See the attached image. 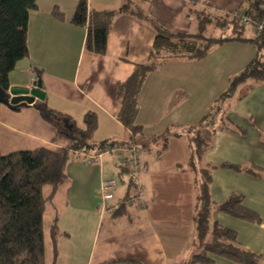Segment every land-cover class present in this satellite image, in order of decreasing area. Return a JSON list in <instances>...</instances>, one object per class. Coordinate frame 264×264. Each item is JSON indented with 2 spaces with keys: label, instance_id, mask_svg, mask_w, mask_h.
Here are the masks:
<instances>
[{
  "label": "crops",
  "instance_id": "1",
  "mask_svg": "<svg viewBox=\"0 0 264 264\" xmlns=\"http://www.w3.org/2000/svg\"><path fill=\"white\" fill-rule=\"evenodd\" d=\"M134 3L170 30L194 32L193 13L204 10L222 17L236 11L240 0H134ZM36 4L28 13L27 54L8 73L9 86L30 87L39 77L45 93L42 105L46 109L69 116L78 128L84 127V113L94 111L97 127L92 138L96 142L128 138L129 131L116 117L115 92L134 65L148 57L154 30L130 13L120 11L122 0H87L88 10L116 11L107 33L106 49L104 53H95L85 46L86 26L70 21L77 0H36ZM54 7L61 17L53 15ZM219 29L222 34L229 31L228 27ZM246 34L253 35L252 29L247 28ZM255 55L252 44L232 40L214 46L202 59H172L149 72L138 94L135 118L146 140L140 148L143 170L136 178L144 208L128 201L122 213L105 210V206L118 203L125 196H134V183L120 170L114 154H102L88 163L84 155L87 151L71 152L66 177L44 209L45 212L47 206L52 208L47 236L44 232L46 263L182 264L187 260L195 251L191 238L196 187L193 173L184 166L177 167L188 159L187 144L183 137H170L167 147L158 153L157 144L150 138L168 126L198 122L229 80ZM35 102L41 103L37 99ZM227 115L243 132L216 131L201 162L214 165L229 162L249 167L252 172L214 168L210 197L218 203L232 193L241 194L244 206L256 211L260 222L216 209L211 210L210 217L233 229L241 246L258 253V264H264V79L239 84L229 101ZM68 126L63 118L44 117L33 105L14 110L0 103V152L39 147L60 151L68 145V139L58 136L56 127ZM106 178L116 179V184L111 191L113 197L102 203L97 190L100 181ZM48 192L49 187L44 194ZM54 217L60 231L55 259L49 235ZM212 258L215 264H239L220 256Z\"/></svg>",
  "mask_w": 264,
  "mask_h": 264
},
{
  "label": "trees",
  "instance_id": "2",
  "mask_svg": "<svg viewBox=\"0 0 264 264\" xmlns=\"http://www.w3.org/2000/svg\"><path fill=\"white\" fill-rule=\"evenodd\" d=\"M36 7V0H0L2 90L8 89V73L16 62L27 54L28 13ZM120 11L130 13L154 30L152 49L148 57L134 65L131 74L118 84L115 92L118 103L116 117L130 134L123 140L105 139L96 142L92 138L97 127L94 111L84 113V127L78 128L69 116L44 107L49 119L50 116H57L69 124L64 128L56 127V134L68 139V145L60 151L39 147L7 154L0 152V264H47L44 253L43 213L56 188L66 177V164L71 152H91L115 144H134L140 148L145 146L146 140L135 118L138 111V94L149 72L172 59H202L214 46L232 40L252 44L256 49L255 57L229 80L226 89L212 101L208 111L198 122L189 126H168L158 135L151 137L150 141L157 144L158 153L167 147L170 137H183L187 144L188 159L177 167L184 166L194 175L196 191L192 214L194 233L191 241L195 243V251L182 264H215L213 255L239 264H258V253L244 249L233 229L210 217L211 210L216 209L243 220L260 222L258 213L244 206L241 194L232 193L224 201L216 203L211 200L209 193L211 171L214 168L244 172H252V169L229 162L219 165L203 164L201 156L210 148L216 131L234 130L241 133L244 130L228 117L227 109L239 84L247 80L259 82L264 79V0H240L236 11L222 17L211 15L204 10L196 11L193 13L196 19L194 32L168 29L146 14L134 0H122ZM52 13L62 16L57 7H54ZM242 13L250 18L251 25H262L255 34H246L247 28L251 26L241 24ZM115 14L114 10H88L87 0H77L70 21L75 25L86 26L85 46L89 51L104 53L107 33ZM212 22L218 28L228 27L229 31L218 36L207 34L208 25ZM250 87L251 85H248V88ZM38 104L42 105L43 101ZM131 181L132 178L130 183ZM44 186L49 187L47 194L43 193ZM129 199L125 196L118 203H114L116 209L113 214L122 213L129 204ZM59 233L57 218L54 217L49 226L53 259L57 256Z\"/></svg>",
  "mask_w": 264,
  "mask_h": 264
},
{
  "label": "built area",
  "instance_id": "3",
  "mask_svg": "<svg viewBox=\"0 0 264 264\" xmlns=\"http://www.w3.org/2000/svg\"><path fill=\"white\" fill-rule=\"evenodd\" d=\"M240 21L242 25L245 26H251L253 34H255L256 31H258L262 25H251V20L249 17H247L245 14L240 15ZM141 149L138 145L134 144H115L111 146L104 147L100 150H92L91 152H87L84 155H87V162L92 163L97 158H99L102 154L105 153H111L114 154L118 159L119 167L126 172L130 178H132V182L135 184V191L136 194L132 196L129 201L133 202L135 206L138 208H144L145 202L143 201L142 196L140 195V189L137 184V176L141 171L143 170V167L141 165L140 155H141ZM116 184V179L114 178H106L102 179L100 181L99 187H98V195L104 203L105 201L111 199L113 196L111 194V191L113 187ZM116 209V205L113 204L111 206H105V210H109L110 212H113Z\"/></svg>",
  "mask_w": 264,
  "mask_h": 264
},
{
  "label": "water",
  "instance_id": "4",
  "mask_svg": "<svg viewBox=\"0 0 264 264\" xmlns=\"http://www.w3.org/2000/svg\"><path fill=\"white\" fill-rule=\"evenodd\" d=\"M45 93L42 90V82L38 77L32 81L31 86H9L8 89L2 90L0 88V103L7 105L11 109H19L23 106L33 105L42 112V115L49 118L48 113L45 112L44 105H40L35 100L43 101Z\"/></svg>",
  "mask_w": 264,
  "mask_h": 264
},
{
  "label": "rangeland",
  "instance_id": "5",
  "mask_svg": "<svg viewBox=\"0 0 264 264\" xmlns=\"http://www.w3.org/2000/svg\"><path fill=\"white\" fill-rule=\"evenodd\" d=\"M214 23L212 22L208 27V33L207 34H209V35H215V36H218V35H220V34H222V32H221V30L216 26L215 28H214V25H213ZM60 126V125H59ZM109 154H111V153H109ZM47 190H48V186H44L43 187V193H46L47 192ZM52 211V208H50V206H47V209L45 210V212H44V221H43V223H44V226H43V231L45 232V236H47V229H48V225H49V216H50V212ZM106 220H104L103 221V223H102V230L105 228V224H106V222H105Z\"/></svg>",
  "mask_w": 264,
  "mask_h": 264
}]
</instances>
